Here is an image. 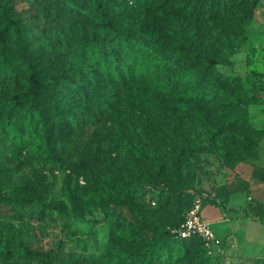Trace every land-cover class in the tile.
Returning a JSON list of instances; mask_svg holds the SVG:
<instances>
[{
  "label": "rangeland",
  "instance_id": "obj_1",
  "mask_svg": "<svg viewBox=\"0 0 264 264\" xmlns=\"http://www.w3.org/2000/svg\"><path fill=\"white\" fill-rule=\"evenodd\" d=\"M10 4L40 74L66 65L71 46L66 32L71 35L75 17H82L62 0H10ZM136 18L157 29L165 17L155 10H140ZM245 38L229 57V66H216L219 73L239 76L251 94L244 106L248 121L241 129L225 131L223 121L217 118L208 124L202 113L183 115V123L172 134L158 113L161 104L153 98L147 108L139 103L141 90L127 87L120 90L114 114L95 115L89 110V117L75 127L50 128L45 150L29 144L28 150L13 152L9 143H0V191L53 203L60 210L41 211L35 203L21 208L0 205V232L7 234L13 246L24 242L30 249L51 252L53 264H112L123 252H135L153 240L152 227L162 229L179 222L194 195L207 193L215 198L233 171L226 168L227 163L254 158L264 133V0L253 7ZM133 138H139L143 150L153 154L158 169L129 151ZM132 179L144 181L145 193L135 191L126 203L114 205ZM106 206L111 211L105 216ZM210 212L208 206L201 215ZM191 250L161 264L264 261L231 262L217 249L208 253L201 243ZM0 264L37 261L0 257Z\"/></svg>",
  "mask_w": 264,
  "mask_h": 264
},
{
  "label": "trees",
  "instance_id": "obj_2",
  "mask_svg": "<svg viewBox=\"0 0 264 264\" xmlns=\"http://www.w3.org/2000/svg\"><path fill=\"white\" fill-rule=\"evenodd\" d=\"M62 1L82 18L75 17L71 35L66 32L71 43L66 65L43 75L24 46L10 0H0V143H9L13 152L28 150L29 144L45 150L50 128L75 127L89 117V110L95 115L114 114L120 90L127 87L141 90L143 96L138 100L143 106L150 107L153 98L161 104L158 113L169 123L172 134L183 123V115L190 114L203 113L208 124L219 118L225 123V131L247 124L244 106L251 99L249 90L239 76L219 73L216 66H229V57L246 41L245 29L258 0ZM140 10L162 13L165 18L160 20L161 27L156 29L139 21L136 14ZM133 139L129 151L158 169L153 154L143 150L139 138ZM245 160L248 158L232 164L225 162L226 168L234 169ZM252 176L264 182L262 168L254 167ZM146 187L144 181L132 179L114 205L126 203L135 191L143 195ZM221 188L202 206L215 204L216 199L226 202L228 195L238 190L231 183ZM30 203L41 211L60 212L53 203L34 202L24 195L0 191V205L21 208ZM246 207L264 217V205L250 201ZM110 211L107 206L103 208L105 216ZM183 216L170 227H152L153 240H147L135 252H123L112 264H161L186 256L196 244L205 247L200 237L180 238L170 231ZM0 241L3 259L54 262L49 251L30 249L24 242L13 246L4 232H0Z\"/></svg>",
  "mask_w": 264,
  "mask_h": 264
},
{
  "label": "crops",
  "instance_id": "obj_3",
  "mask_svg": "<svg viewBox=\"0 0 264 264\" xmlns=\"http://www.w3.org/2000/svg\"><path fill=\"white\" fill-rule=\"evenodd\" d=\"M254 167L264 170V135L257 155L238 163L223 183H231L238 190L230 193L226 202L216 199L215 204L202 206V209L211 207L210 215L202 218L210 224L221 241L225 259L231 262L264 260V217L246 207L250 201L264 205V182L252 176Z\"/></svg>",
  "mask_w": 264,
  "mask_h": 264
},
{
  "label": "built area",
  "instance_id": "obj_4",
  "mask_svg": "<svg viewBox=\"0 0 264 264\" xmlns=\"http://www.w3.org/2000/svg\"><path fill=\"white\" fill-rule=\"evenodd\" d=\"M206 199L212 200V197L207 193L194 195L191 205L185 212L181 223L170 231L180 238L200 237L208 253L211 249L221 251V241L214 235L210 224L201 215L202 203Z\"/></svg>",
  "mask_w": 264,
  "mask_h": 264
}]
</instances>
